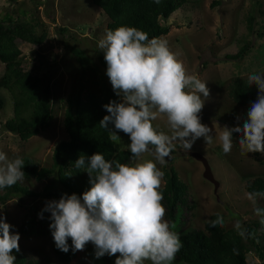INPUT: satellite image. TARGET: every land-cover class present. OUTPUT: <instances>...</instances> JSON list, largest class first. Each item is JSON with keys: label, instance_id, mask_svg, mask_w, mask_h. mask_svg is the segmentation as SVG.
<instances>
[{"label": "rangeland", "instance_id": "374dc122", "mask_svg": "<svg viewBox=\"0 0 264 264\" xmlns=\"http://www.w3.org/2000/svg\"><path fill=\"white\" fill-rule=\"evenodd\" d=\"M252 18L253 31L250 32L248 26ZM0 21L25 22L37 25L39 35L46 32L47 39L42 46L20 42L17 54L23 70L51 78L54 108L51 126L23 142L18 135L4 128L5 122L14 114L13 99L7 90L0 89L6 100L0 114V151L9 159H35L42 173L25 183L40 197H16L5 205L0 204V216L13 226V233H19V246L31 260L40 264H65L56 256L51 238L28 237L19 229L33 207L44 209L47 202L56 200L58 185L52 156L55 146L67 139L64 127L66 99L81 76L80 61L74 50H81L91 59L93 67L98 69V82L112 87L106 75V61L103 63L101 60L104 53L98 48L110 20L91 0H0ZM161 23L170 27V33L159 39L167 42L169 50L183 63L186 74L197 76L210 90L198 115L201 123L211 128L213 133L212 144L206 145L200 138L187 152L177 143L175 153L166 158L167 162L164 165L157 163L161 171L172 166L176 169L189 187V203L193 207L185 209L179 228L164 219L175 233L187 229L204 230L206 223L217 213L224 216L223 224L227 229H236L237 221L242 228L246 223H260L262 217L255 214L254 208L264 209V198H257L254 205L245 195L249 193L245 186L247 180L264 176V154L259 159L251 152L242 154L235 134L230 153L224 154L218 137L224 127L232 128L238 123L242 127L250 109L238 107L229 98L230 83L236 77L248 79L251 74L264 73V0H189L170 19ZM247 43H250V48L242 60L227 59V55H235ZM4 72L5 64L0 62V76ZM93 89H98V86H93ZM152 123L158 133L171 134L166 116H159ZM118 136L114 140L116 149L128 150L129 137L124 133ZM191 152L209 160L219 181L217 192L214 184L204 178V167L190 156ZM148 160L155 162L151 153L143 154L132 163ZM164 185L163 176L160 188ZM261 230L260 227L259 232ZM116 256H110L109 263L103 262L102 257L97 259L94 245L89 242L82 251L77 250V258L68 264H115ZM259 262L254 252L248 254L249 264ZM145 264H150V261H145ZM172 264L176 263L172 261Z\"/></svg>", "mask_w": 264, "mask_h": 264}, {"label": "clouds", "instance_id": "9594fccd", "mask_svg": "<svg viewBox=\"0 0 264 264\" xmlns=\"http://www.w3.org/2000/svg\"><path fill=\"white\" fill-rule=\"evenodd\" d=\"M98 48L104 53L112 89L121 98L120 102L103 105L109 115L99 125L110 131L113 140L119 138L117 132L126 134L134 160L151 153L155 162L128 165L106 160L100 153L80 155L73 166L87 172L90 189L82 197L64 194L58 201H49L43 211L51 214L49 227L55 246L65 253L71 238L73 251H82L91 242L97 259L119 253L115 264H172L182 242L164 219L166 209L159 191L164 173L157 163L164 165L177 143L187 152L197 139L203 138L206 145L213 143L212 129L202 124L198 115L210 90L206 82L186 74L166 41L149 39L146 32L135 27L107 30ZM248 84L257 85V98L242 127L239 123L224 127L219 134L224 154L230 153L234 134L242 154H264V73L249 75ZM159 116H166L171 134L158 133L153 127ZM23 166L21 157L9 159L0 151V189L23 181ZM245 195L254 205L257 198H264L260 191ZM254 212L262 217L260 223L264 225V209L256 207ZM39 216L42 219L43 212ZM223 222L217 213L210 225L216 227ZM12 228L0 216V264H14L11 253L20 251V235ZM235 228L247 238L239 221Z\"/></svg>", "mask_w": 264, "mask_h": 264}, {"label": "trees", "instance_id": "16d2710c", "mask_svg": "<svg viewBox=\"0 0 264 264\" xmlns=\"http://www.w3.org/2000/svg\"><path fill=\"white\" fill-rule=\"evenodd\" d=\"M92 4L102 9L109 18L107 30H115L120 26L135 27L146 32L149 39L161 38L170 33V27L161 23L189 3V0H91ZM253 18L249 20V30L253 31ZM37 25L0 21V62L5 64V72L0 76V89L7 90L13 99V117L5 122L4 128L18 135L23 142L39 135L48 129L54 120L53 83L44 74L33 75L23 70L17 54L20 42L42 46L46 32L39 35ZM250 43L243 46L235 55H227L230 60H242L248 53ZM80 61L81 76L71 95L66 99L64 127L67 139L60 141L54 148L53 165L57 189L56 201L62 195L82 194L89 190V176L84 169H76L73 165L80 155L91 156L94 153L103 154L106 160L133 165L132 154L128 150L118 151L110 131L99 125V122L109 113L103 105L111 101L120 102L112 87L97 81L98 69L93 67L91 59L81 50H74ZM105 63L104 58H101ZM95 80V82H94ZM93 86H98L94 90ZM229 98L240 108H250L258 95L256 84H248L247 78L236 77L228 87ZM6 106V100L0 92V114ZM109 128H113L109 125ZM114 130V128H113ZM123 132H117L121 134ZM173 150L171 154H174ZM256 158L261 153H253ZM22 171L24 180L18 181L12 187L0 189V204L5 205L13 198L37 199L38 192L32 190L26 182L42 175L40 166L35 159L24 157ZM165 185L159 188L163 195L162 204L166 209L165 218L174 227H180L185 209H192L189 203V187L180 178L172 166L164 168ZM247 192H264V176L249 179L246 182ZM43 212L41 219L39 214ZM50 213L38 207H33L25 217L19 232L28 237L46 238L52 240L53 250L59 260L65 264L77 258L68 238L69 251L63 252L56 248L51 230ZM222 218L223 215L220 214ZM217 219L213 215L206 223L205 229H187L176 231L182 248L176 254V264H249L248 254L254 252L259 259L258 264H264V229L262 224L251 222L244 224L247 238H242L237 229H227L226 226L212 227L210 222ZM261 227V232L259 228ZM264 227V225H263ZM15 256L14 264H40L31 260L21 249L11 253ZM103 262H111L110 256L102 257Z\"/></svg>", "mask_w": 264, "mask_h": 264}, {"label": "water", "instance_id": "95a60500", "mask_svg": "<svg viewBox=\"0 0 264 264\" xmlns=\"http://www.w3.org/2000/svg\"><path fill=\"white\" fill-rule=\"evenodd\" d=\"M190 156L202 163V165L204 167V173H203L204 178L206 180L210 181L212 184H214L215 192H217L218 187H219V181L216 179V177L213 173V170H212V167L209 163V160L197 152H191Z\"/></svg>", "mask_w": 264, "mask_h": 264}]
</instances>
